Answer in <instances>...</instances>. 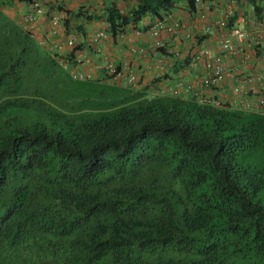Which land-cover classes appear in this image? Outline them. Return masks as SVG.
Here are the masks:
<instances>
[{
  "label": "trees",
  "instance_id": "trees-1",
  "mask_svg": "<svg viewBox=\"0 0 264 264\" xmlns=\"http://www.w3.org/2000/svg\"><path fill=\"white\" fill-rule=\"evenodd\" d=\"M234 1L264 19V0ZM178 4L196 13L195 0L110 3L105 31ZM2 6L0 264H264V113L106 78L65 101L52 68L70 76L59 59L79 45L52 53Z\"/></svg>",
  "mask_w": 264,
  "mask_h": 264
},
{
  "label": "crops",
  "instance_id": "crops-1",
  "mask_svg": "<svg viewBox=\"0 0 264 264\" xmlns=\"http://www.w3.org/2000/svg\"><path fill=\"white\" fill-rule=\"evenodd\" d=\"M210 3L205 11V21L199 20L198 25L203 22L212 23L220 16L225 9L232 7V25H237L249 33L246 41V49L253 55L247 59H242L240 55L227 57L224 66L230 71L244 74H256L264 78V43L259 37L254 40L251 34L256 29L251 18V8L245 3H236L234 0H207ZM2 12L9 18L16 20L19 24L24 15L33 13L32 4L38 2L40 12L35 13V20L29 25V31L34 38L42 43L49 51L60 56L66 55L70 50L65 48L61 51L52 49L55 41H65L69 36L74 35L76 45L84 62L80 66L84 72H89L91 80H104L103 74L90 70V64L104 65L108 61L114 62L117 66L133 70L142 77V84L138 88L144 89L146 94H158L162 87L173 86L178 78L190 81L203 75L202 63L189 66L191 55L199 48L207 47L211 53L219 49L220 38L216 30L212 33L197 32L189 39L185 33L190 32L196 21L197 15L191 14L184 5L178 4L171 12L174 17L184 23L183 35L181 39L175 41L171 35L162 31L160 37L153 38L147 31L148 27L155 21L150 17H145L135 28L127 27L123 37L116 40L109 36L99 43L92 41L93 35L100 29L106 30L103 21L104 9L115 3L122 11H126L133 4L134 0H2ZM54 14L60 15V27L57 35H52L50 17ZM245 17V21H240V17ZM140 30V34L137 31ZM254 40V41H253ZM136 51H133V50ZM74 53V54H75ZM186 59L188 71L180 73V63ZM176 62V63H175ZM163 64L165 69L161 71L159 66ZM164 76H166L164 78ZM157 78H160L156 81ZM89 79V80H90ZM228 82V81H227ZM225 83L219 88V96L225 101L229 83ZM107 83V82H106ZM125 84V80L121 82ZM258 94L264 95V86L259 89ZM182 96H190L182 94Z\"/></svg>",
  "mask_w": 264,
  "mask_h": 264
},
{
  "label": "built area",
  "instance_id": "built-area-1",
  "mask_svg": "<svg viewBox=\"0 0 264 264\" xmlns=\"http://www.w3.org/2000/svg\"><path fill=\"white\" fill-rule=\"evenodd\" d=\"M196 3V21L192 26L190 32L185 33V37L192 39L197 32L212 33L216 30L219 34L220 45L215 53H211L207 47H202L194 51L191 55L189 66H195L202 63L204 70L203 75L193 80L187 81L183 78H178L173 86L162 87L161 92L173 96H180L182 94L194 95L200 103L212 104L215 106L223 103V98L219 96V88H221L227 81L229 83L226 100L233 106L245 110L257 111L264 113V95L258 94L259 89L264 86V78L256 74H244L230 71L224 66V60L227 57L240 55L242 59H247L253 54L246 49V41L248 40L249 33L237 25H228L227 17L233 14V8L229 7L222 13L223 16L215 19L214 22H203L198 25V21H205L206 10L209 8L210 3L207 0H195ZM33 12H40L38 2L32 4ZM32 12L24 15L21 19V26L29 30V25L35 20V15ZM60 15L54 14L50 17L52 26V35H57L60 27ZM240 21L244 22L245 17H240ZM255 26V33L251 34L252 39L256 40L258 37L264 42V19L260 21H253ZM184 23L173 16L171 12L165 14L160 19L155 21L148 27V33L156 39L162 31L167 32L173 37L175 41L181 39L183 35ZM140 34V30L137 31ZM108 33L104 29L98 30L92 37V41L99 43L108 37ZM124 32L119 34L123 37ZM253 40V41H254ZM76 46V38L74 35L69 36L65 41H55L52 43V49L61 51L65 48L72 50ZM133 51H136L135 49ZM82 60L79 52L76 51L72 61L67 58H60L59 63L69 72L73 79L87 80L91 76L89 72L81 70L80 66ZM159 69L163 71L164 65L161 64ZM90 70L100 71L106 78L107 82L121 84L125 80V85L135 86L138 85L143 79L138 73L124 67L117 66L114 62L108 61L104 65L90 64ZM188 67L185 66L180 69V73L185 74Z\"/></svg>",
  "mask_w": 264,
  "mask_h": 264
},
{
  "label": "rangeland",
  "instance_id": "rangeland-1",
  "mask_svg": "<svg viewBox=\"0 0 264 264\" xmlns=\"http://www.w3.org/2000/svg\"><path fill=\"white\" fill-rule=\"evenodd\" d=\"M52 72L54 73L51 84L53 93L55 90H58L61 98L68 102L76 99L80 100L83 97L85 98L92 93L91 90L98 86L85 80L72 79L66 72L56 67L52 68ZM87 88H89V90Z\"/></svg>",
  "mask_w": 264,
  "mask_h": 264
}]
</instances>
